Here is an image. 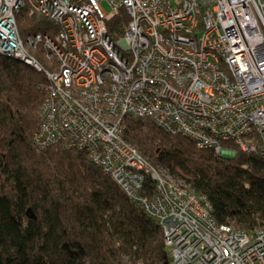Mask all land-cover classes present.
<instances>
[{
  "label": "built area",
  "instance_id": "2783aa9c",
  "mask_svg": "<svg viewBox=\"0 0 264 264\" xmlns=\"http://www.w3.org/2000/svg\"><path fill=\"white\" fill-rule=\"evenodd\" d=\"M22 11L51 28L23 37ZM0 55L46 76L34 146L85 152L161 228L172 264H264V229L216 222L123 125L152 120L216 155L234 157L233 144L264 159V0H0Z\"/></svg>",
  "mask_w": 264,
  "mask_h": 264
},
{
  "label": "trees",
  "instance_id": "16d2710c",
  "mask_svg": "<svg viewBox=\"0 0 264 264\" xmlns=\"http://www.w3.org/2000/svg\"><path fill=\"white\" fill-rule=\"evenodd\" d=\"M126 22H112V37ZM18 27L23 37L51 28L26 11ZM45 84L43 72L0 55V264H172L161 228L85 152L34 146ZM123 125L154 166L210 201L216 222L264 229L260 148L250 154L230 144L236 155L225 158L152 120L125 117ZM145 180L139 194L151 199L156 183Z\"/></svg>",
  "mask_w": 264,
  "mask_h": 264
},
{
  "label": "rangeland",
  "instance_id": "374dc122",
  "mask_svg": "<svg viewBox=\"0 0 264 264\" xmlns=\"http://www.w3.org/2000/svg\"><path fill=\"white\" fill-rule=\"evenodd\" d=\"M103 8H104L105 12H108V13H109V11H110V6H109V4L107 5V3H104V4H103Z\"/></svg>",
  "mask_w": 264,
  "mask_h": 264
},
{
  "label": "water",
  "instance_id": "95a60500",
  "mask_svg": "<svg viewBox=\"0 0 264 264\" xmlns=\"http://www.w3.org/2000/svg\"><path fill=\"white\" fill-rule=\"evenodd\" d=\"M222 157L228 158V157H230V156H228V157H227V156H222Z\"/></svg>",
  "mask_w": 264,
  "mask_h": 264
},
{
  "label": "bare ground",
  "instance_id": "6f19581e",
  "mask_svg": "<svg viewBox=\"0 0 264 264\" xmlns=\"http://www.w3.org/2000/svg\"><path fill=\"white\" fill-rule=\"evenodd\" d=\"M47 80V79H46Z\"/></svg>",
  "mask_w": 264,
  "mask_h": 264
}]
</instances>
